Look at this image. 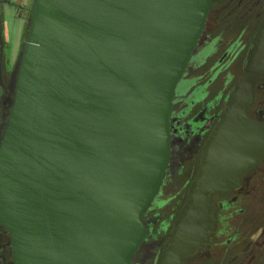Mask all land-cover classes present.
Returning a JSON list of instances; mask_svg holds the SVG:
<instances>
[{"label": "water", "instance_id": "water-1", "mask_svg": "<svg viewBox=\"0 0 264 264\" xmlns=\"http://www.w3.org/2000/svg\"><path fill=\"white\" fill-rule=\"evenodd\" d=\"M209 0H32L0 141V224L14 264H130L168 164V115ZM159 264L215 225L211 194L264 155L240 104L264 79V16Z\"/></svg>", "mask_w": 264, "mask_h": 264}, {"label": "flooded vegetation", "instance_id": "flooded-vegetation-1", "mask_svg": "<svg viewBox=\"0 0 264 264\" xmlns=\"http://www.w3.org/2000/svg\"><path fill=\"white\" fill-rule=\"evenodd\" d=\"M32 0H0V141L12 101L17 59ZM10 11H12L10 13ZM205 22L174 85L168 115V164L140 214L144 236L130 264H159L188 185L206 161L207 141L226 98L250 64L252 37L264 16V0H209ZM18 38L13 44L12 30ZM244 115L264 126V79L252 83ZM216 221L211 236L183 264H264V155L226 191L211 194ZM10 238L0 224V264H14Z\"/></svg>", "mask_w": 264, "mask_h": 264}, {"label": "rangeland", "instance_id": "rangeland-1", "mask_svg": "<svg viewBox=\"0 0 264 264\" xmlns=\"http://www.w3.org/2000/svg\"><path fill=\"white\" fill-rule=\"evenodd\" d=\"M12 11H10V13H11ZM17 35V31H16V29L14 30H12V32H11V36H13V44H15L16 43V40H17V38H18V36H16Z\"/></svg>", "mask_w": 264, "mask_h": 264}]
</instances>
